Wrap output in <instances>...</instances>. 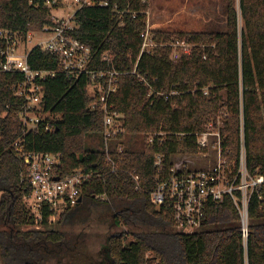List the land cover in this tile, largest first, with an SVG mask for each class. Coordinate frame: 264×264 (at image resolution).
<instances>
[{
  "label": "trees",
  "instance_id": "1",
  "mask_svg": "<svg viewBox=\"0 0 264 264\" xmlns=\"http://www.w3.org/2000/svg\"><path fill=\"white\" fill-rule=\"evenodd\" d=\"M111 2L136 13L119 18L109 7L81 8L76 13L74 35L96 55L111 50L110 67L122 72L108 101L124 115V132L110 143L123 146L115 170L107 162L102 144L95 143L97 138L103 142V114L101 108L89 109L87 79L58 70L57 59L38 47L32 49L28 61L33 69L53 71L42 81V101L45 110L58 117L50 132H27L24 148L59 152L58 174L75 170L88 174L82 182L81 200L107 204L112 226L129 227L107 235L110 264H145L147 252L157 264H264V185L249 201L245 239L240 216L229 198L208 204L202 226L191 233L177 231L169 212L154 206L149 198L155 184V156H163L167 169L170 153L196 151L189 133L201 130L219 114L223 147L232 156L239 150L242 115L247 168L264 175V0H238L237 9L228 0L222 29L154 27L150 38L158 45L141 54L140 33L146 27L149 0ZM44 18L45 11L27 0H0V28L25 32L42 24ZM175 40H183L191 48L172 59L170 44ZM18 78L17 74H0L3 109L20 102L9 91ZM155 131L167 135L162 142L148 143ZM21 137L20 126L9 112L0 120V259L4 264H67L60 256L73 257L83 238L62 227L70 208L55 223L49 221L47 209L38 222L29 215L24 196L30 184L22 174V160L11 146ZM130 172L138 175L139 188ZM34 224L41 227L24 228ZM126 235L132 239L124 243Z\"/></svg>",
  "mask_w": 264,
  "mask_h": 264
},
{
  "label": "built area",
  "instance_id": "2",
  "mask_svg": "<svg viewBox=\"0 0 264 264\" xmlns=\"http://www.w3.org/2000/svg\"><path fill=\"white\" fill-rule=\"evenodd\" d=\"M27 1L45 11V21L40 25L30 26L25 32L0 28V74L19 75L9 85V91L20 101L15 105L6 104L4 109L0 107V120L10 112L22 131V137L11 146L21 158L22 174L27 176L30 184V191L24 196L29 215L38 222L47 209L51 212L48 217L51 221L54 215L58 216L66 208L74 207L81 201L82 182L88 178V174L75 170L60 175L57 173L61 164L59 152L30 151L24 148L23 136L27 132H50L58 117L45 110L42 101V81L52 75L53 71L33 69L28 61L29 54L33 48L38 47L57 59L58 70L75 78L84 76L87 79L91 97L89 109L101 108L103 114V142L100 148L105 152L112 170H115L117 155L123 151V146L119 144L114 147L110 143L123 134L124 115L108 101L110 95L117 90L118 76L122 72L110 67L113 60L111 50H104L96 55L75 37L76 13L85 7H109L119 18L123 14L134 16L136 12L119 8L111 0ZM146 14V27L140 33V54L149 53L158 45L150 38L152 28L148 23V12ZM35 38L37 40L26 47ZM170 46L172 59L189 53L191 48V44L183 40H175ZM100 64H105L106 67H100ZM204 90L206 93V89ZM11 108L12 111H9ZM222 122V115L219 114L201 130L189 133L194 137L196 151L170 153L167 169L164 168L163 156H155V184L149 198L154 206L169 212L174 228L183 233L200 229L208 204L229 198L240 216L241 235L245 239L248 234V204L253 194L264 185V175L258 173L257 169L247 168L242 115L239 117V150L235 156L223 147ZM166 135V132L155 131L149 135L147 142H154L155 139L162 142ZM175 135L181 136L183 133ZM130 175L136 188H139L138 175L133 172ZM0 264H4L1 259Z\"/></svg>",
  "mask_w": 264,
  "mask_h": 264
},
{
  "label": "rangeland",
  "instance_id": "3",
  "mask_svg": "<svg viewBox=\"0 0 264 264\" xmlns=\"http://www.w3.org/2000/svg\"><path fill=\"white\" fill-rule=\"evenodd\" d=\"M227 2L228 0H149V10L153 16L150 15V22L158 23L159 28L173 31L222 29L226 24ZM231 3L237 9L238 0H231ZM180 9L181 11L178 12ZM192 9H194L193 13L190 12ZM238 29H241L240 20ZM36 40L37 38L32 39L26 47ZM95 143L100 146L101 139L97 138ZM58 216L54 215L50 222L55 223ZM67 216L68 221L62 227L70 231L73 236L82 237L83 241L82 247L76 250L73 257L63 255L60 258H64L67 264H110L105 244L107 235L111 231H128L129 227L120 224L116 229L114 224L112 226L111 211L107 204L93 202L86 198L70 208ZM31 227L41 226L34 224L24 228ZM131 239L130 235H126L123 242L127 243ZM152 256L151 252L144 255L145 264H157V260H153Z\"/></svg>",
  "mask_w": 264,
  "mask_h": 264
},
{
  "label": "crops",
  "instance_id": "4",
  "mask_svg": "<svg viewBox=\"0 0 264 264\" xmlns=\"http://www.w3.org/2000/svg\"><path fill=\"white\" fill-rule=\"evenodd\" d=\"M194 9H192L190 12H192ZM181 11V9L178 11V12H180ZM148 23H149V25L151 26V28H154V27H157V24L158 23H151L150 22V15L152 16V13L150 12V10H149V8H148ZM193 13V12H192ZM160 14H158V16H159ZM153 17V16H152ZM169 21V20H168ZM184 31V30H183Z\"/></svg>",
  "mask_w": 264,
  "mask_h": 264
},
{
  "label": "water",
  "instance_id": "5",
  "mask_svg": "<svg viewBox=\"0 0 264 264\" xmlns=\"http://www.w3.org/2000/svg\"><path fill=\"white\" fill-rule=\"evenodd\" d=\"M81 200V198L79 199V201Z\"/></svg>",
  "mask_w": 264,
  "mask_h": 264
}]
</instances>
